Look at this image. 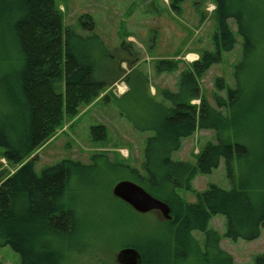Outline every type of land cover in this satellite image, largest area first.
<instances>
[{"label": "trees", "instance_id": "obj_1", "mask_svg": "<svg viewBox=\"0 0 264 264\" xmlns=\"http://www.w3.org/2000/svg\"><path fill=\"white\" fill-rule=\"evenodd\" d=\"M170 1L179 12L186 0ZM215 4L214 49L203 51L182 71L177 91H163L168 104L154 106L146 126L154 134L146 141L144 173L102 155L90 164L64 158L38 173L34 161L26 159L106 88L97 76L100 40L66 25L56 0H0V146L8 162L19 164L0 182V245L19 252L20 264H77L85 219L74 189L88 185L92 193L102 195L105 184L124 178L168 202L173 216L162 217L140 234L131 216L147 213L116 198L124 218L121 224L131 223L118 227L120 236H125L120 248L136 247L142 264H234L233 256L220 245V232L210 225L217 214L225 216L224 235L232 240L261 235L264 189L246 183L242 174L251 160L264 158V125L250 128L254 109L249 102L258 97L264 83V0ZM83 24L94 29L92 18ZM237 35L242 53L234 69L236 85L227 86L218 77L216 86L225 89L226 96L216 93L213 104L202 92L200 77L222 61L224 52L235 48ZM178 63L163 58L157 67L174 71ZM198 98L199 103L193 102ZM198 128L214 130L216 141L205 144L196 163L174 159L182 140ZM107 131L104 124H96L92 136L105 140ZM222 159L232 188L211 184L195 189V175L212 172ZM179 189L193 192L196 199L188 200ZM125 227L132 237H126ZM195 231L204 235L203 245ZM255 264H264V254L256 257Z\"/></svg>", "mask_w": 264, "mask_h": 264}, {"label": "rangeland", "instance_id": "obj_2", "mask_svg": "<svg viewBox=\"0 0 264 264\" xmlns=\"http://www.w3.org/2000/svg\"><path fill=\"white\" fill-rule=\"evenodd\" d=\"M215 2L186 0L178 12L172 9L170 0H56L66 25L83 36H99L97 76L105 81L106 88L91 103L83 104L73 118L66 119L26 160L34 161L36 171L41 173L45 166L64 158L90 164L95 162L96 156L102 155L111 162H121L144 173L146 141L154 134V130L146 126L152 119L154 106L168 104L163 91H177L182 71L203 51L214 49ZM88 18L93 19L94 29H87L83 24ZM237 38L235 48L224 52L222 61L213 64L200 77L202 92L213 104H216V93L226 96V90L216 86L218 77L223 78L227 86L236 85L234 69L242 53L241 37L237 35ZM163 58L177 59L178 69L159 71L157 60ZM258 89V97L249 100L254 109L250 113L253 130L264 125V83ZM193 102L199 103L200 99ZM96 124L107 127L105 140L93 138L92 127ZM208 141H216L215 131L198 128L182 140L172 157L196 163L199 151ZM18 166L3 157L0 146V182ZM245 168L244 181L264 189V158L251 160ZM116 183L105 184L101 188L102 195L94 194L88 185L84 190L74 189L85 219L81 227L82 246L74 257L77 264H117L115 256L125 236H120L118 227L123 225L124 218L116 208L118 200L112 193ZM192 184L198 190L211 184L225 189L233 185L223 159L212 172L195 175ZM179 192L188 200L196 199L193 192L183 189ZM132 215L135 232L140 234L149 232L163 219L159 211L147 213L146 217L138 213ZM210 225L220 232V245L233 256L234 264H255L256 256L264 253V226L256 239L232 240L224 235L223 214L215 215ZM124 229L126 237H132L131 231ZM194 234L203 245L204 235L197 231ZM20 261L19 252L10 245H0V264H20Z\"/></svg>", "mask_w": 264, "mask_h": 264}, {"label": "water", "instance_id": "obj_3", "mask_svg": "<svg viewBox=\"0 0 264 264\" xmlns=\"http://www.w3.org/2000/svg\"><path fill=\"white\" fill-rule=\"evenodd\" d=\"M112 193L138 212L147 213L157 210L166 219L173 217L168 202L153 195L132 179L118 181L113 186ZM115 258L118 264H142L143 261L141 252L136 247L129 245L120 248Z\"/></svg>", "mask_w": 264, "mask_h": 264}, {"label": "flooded vegetation", "instance_id": "obj_4", "mask_svg": "<svg viewBox=\"0 0 264 264\" xmlns=\"http://www.w3.org/2000/svg\"><path fill=\"white\" fill-rule=\"evenodd\" d=\"M262 254H264V253H262ZM259 255H260V254H259ZM257 256H258V255H257ZM257 256H256V257H257ZM255 261H256V258H255Z\"/></svg>", "mask_w": 264, "mask_h": 264}]
</instances>
